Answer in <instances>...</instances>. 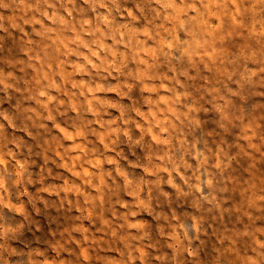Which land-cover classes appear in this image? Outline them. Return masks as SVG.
Returning a JSON list of instances; mask_svg holds the SVG:
<instances>
[{"label":"clouds","instance_id":"clouds-1","mask_svg":"<svg viewBox=\"0 0 264 264\" xmlns=\"http://www.w3.org/2000/svg\"><path fill=\"white\" fill-rule=\"evenodd\" d=\"M0 264H264V0H0Z\"/></svg>","mask_w":264,"mask_h":264}]
</instances>
